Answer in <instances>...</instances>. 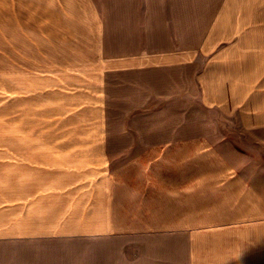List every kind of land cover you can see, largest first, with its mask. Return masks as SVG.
Returning <instances> with one entry per match:
<instances>
[{
  "label": "crops",
  "instance_id": "0c3cea01",
  "mask_svg": "<svg viewBox=\"0 0 264 264\" xmlns=\"http://www.w3.org/2000/svg\"><path fill=\"white\" fill-rule=\"evenodd\" d=\"M1 58L0 264H264V0H0Z\"/></svg>",
  "mask_w": 264,
  "mask_h": 264
},
{
  "label": "rangeland",
  "instance_id": "374dc122",
  "mask_svg": "<svg viewBox=\"0 0 264 264\" xmlns=\"http://www.w3.org/2000/svg\"><path fill=\"white\" fill-rule=\"evenodd\" d=\"M9 70V66H8V61L5 60L4 58H1L0 60V92H1V97H0V105L3 106L5 108L4 111H8V107L10 105L9 102V82L8 79L6 80V77L8 78V71ZM36 124L35 126H38L41 124V115H35V121ZM38 124V125H37ZM41 133L40 131H36L35 130V134L34 136H40Z\"/></svg>",
  "mask_w": 264,
  "mask_h": 264
}]
</instances>
